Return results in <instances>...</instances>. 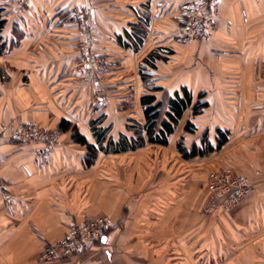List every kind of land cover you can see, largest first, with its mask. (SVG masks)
<instances>
[{"label":"crops","instance_id":"obj_1","mask_svg":"<svg viewBox=\"0 0 264 264\" xmlns=\"http://www.w3.org/2000/svg\"><path fill=\"white\" fill-rule=\"evenodd\" d=\"M184 1L0 0V181L9 193L5 199L0 190V264H133L135 255L155 252L184 264H264V0H219L217 25L189 42L178 36ZM82 6L89 7L90 51L105 60L90 74L77 69L84 53L75 13ZM156 87L169 95L185 87L192 100L204 92L208 122L227 129L230 142L237 135L238 150L250 151L239 157L241 165L257 172L238 220L223 225L225 237H208L206 227L205 236L193 238L203 231L192 224L195 194L187 193L183 206L181 193H160L162 185L145 191L150 142L99 148L93 121L107 128V139H129L130 127L145 121L141 96ZM18 121L59 136L49 145L12 141ZM89 146L96 154L87 165ZM98 213L110 219L104 241L80 255L38 260L69 224ZM151 214L163 217L150 222ZM183 214L190 226L184 237Z\"/></svg>","mask_w":264,"mask_h":264},{"label":"rangeland","instance_id":"obj_2","mask_svg":"<svg viewBox=\"0 0 264 264\" xmlns=\"http://www.w3.org/2000/svg\"><path fill=\"white\" fill-rule=\"evenodd\" d=\"M189 1L192 0H185L183 2L178 18V36L182 42L197 40L206 33L205 31L198 38L189 40L184 37L182 30L185 25L182 20V16L184 6ZM88 27L91 31L89 17ZM88 53L93 54L90 51V47L88 49ZM156 88L157 89H150V93H155L156 99H164L165 95H169L167 91L162 90L161 87ZM203 101H205L204 92H198L196 95H193L192 104L198 103V106H200L201 102ZM205 107L206 106L199 107V110L196 113H193L192 108L188 107L183 112V115L179 118L177 123L174 125L173 132L168 135L167 142L165 144L150 142V146L148 148H144V153L147 154L148 159L150 161L149 174L146 181L143 182V185L145 186V191H148L149 193H157L158 189L161 188L160 185H162L163 189L160 193H172L170 191H173V193H181V200L183 201V206L185 204H188L186 203L188 201L187 193H193L197 197V203L195 202V204L198 206L199 212L197 216L192 219V224L196 223V226L198 225L197 227L203 228V231L198 230L194 235H192L193 238L201 237V235L205 236L206 227L208 229V237H212V233L215 237H225L226 232L225 230H222L224 227L223 225H228V227L231 228V224L228 221L235 223L238 220V206L243 200L246 193H248V191L250 190L254 176L257 172V169L254 170L252 166L241 165L242 160H240L239 157H244V155L248 154L250 151L238 150L236 142L237 135H232L233 137L231 138L230 142L229 140L231 135L229 134L227 129L216 127L211 122L209 123L207 116L205 115ZM202 116L203 118L201 119L200 117ZM130 126L131 124L129 125V127ZM129 130H131L133 133L134 126L132 129L130 127ZM221 134H224L225 140L217 146ZM194 145L197 149L200 150V153L190 155L191 149ZM207 146L212 147V150L205 151V149H207ZM158 170L161 171L160 176H157L156 174ZM139 184L141 185V183ZM141 190V187L135 188V198L140 196V193H142ZM237 191L240 193V195H236ZM138 199H140V197ZM95 216H105L107 218L100 228V236L93 241V243L98 244L105 240V233L107 231H105L103 228L109 227L110 219L105 213H98L97 215L91 216L89 218ZM168 216L169 215H165L164 217L168 219ZM162 217V215L151 214L149 216V220L150 222H157L158 219H162ZM187 217L188 215H182V218L184 220L182 225L183 237L189 232V222L185 220V218ZM89 218H86V220ZM72 224L78 223L69 224L67 227V231L70 225ZM212 228H214L215 230H211ZM67 231L65 235L67 234ZM150 233L153 235L158 232H156L155 230L152 231L151 229ZM164 234H166L167 236L168 233ZM137 235L139 236V234ZM158 236L161 237V234ZM103 237L104 240H101ZM49 244L52 243H47L46 245H44L39 251V255ZM155 248L159 247H154V249ZM199 249L200 251H198L197 255L203 253V251H201V247H198L197 250ZM232 249H236V247ZM84 251L85 249L80 253H76L70 256L80 255ZM158 255L159 254L157 252L151 253V257H144L143 259L135 255L133 259V264H184L180 263V259L178 257L174 258L171 253H166V255L164 256ZM157 256L160 259L159 261L156 259ZM183 256L184 253H182L180 257ZM152 258H154L155 260H153ZM38 260L48 261L40 259L39 256ZM196 264L206 263L202 259H199ZM210 264L225 263H223L221 260H218V262L213 261ZM231 264H235V262L232 261Z\"/></svg>","mask_w":264,"mask_h":264},{"label":"built area","instance_id":"obj_3","mask_svg":"<svg viewBox=\"0 0 264 264\" xmlns=\"http://www.w3.org/2000/svg\"><path fill=\"white\" fill-rule=\"evenodd\" d=\"M219 13V0H192L184 6L182 20L184 28L182 33L189 39L198 38L207 29L216 25V19ZM89 9L82 6L75 13L76 23L78 25L81 39L79 46L84 53L77 61V69L85 74H90L94 69H104L105 60L99 55L89 54V44L91 41V31L88 27ZM59 136L57 130H48L39 127L33 122L18 121L11 140L16 142H43L48 145L53 143ZM44 150H38L37 156L42 158ZM0 190L5 199L9 198V193L3 183L0 181ZM236 195H240L237 191ZM107 218L105 216H95L81 223L72 224L68 228L67 234L59 241L49 244L39 255L40 259L52 260L54 258H64L76 253H80L85 247L100 234V228Z\"/></svg>","mask_w":264,"mask_h":264},{"label":"trees","instance_id":"obj_4","mask_svg":"<svg viewBox=\"0 0 264 264\" xmlns=\"http://www.w3.org/2000/svg\"><path fill=\"white\" fill-rule=\"evenodd\" d=\"M3 21L0 19V27ZM140 103L143 106L144 124L134 125V132L130 135V138L124 134H121L116 141L107 139V128H100L95 125L93 121V134L99 144V148L105 152L108 151H120L126 148H135L142 145L145 140L151 143L165 144L167 137L173 132L174 125L179 118L183 115V112L188 108H192L193 113L199 110V107L206 106V102L192 104V95L185 87L181 88V92L174 91L171 95H165L164 99H156L153 93L143 94L140 98ZM75 138L79 142H85L84 137L78 133H74ZM225 140L224 134H221L220 140L217 144L220 145ZM103 141H106V146H103ZM212 150V147L207 146L205 151ZM200 153V150L192 147L190 155ZM96 148L89 146L85 154V163L91 164L95 158Z\"/></svg>","mask_w":264,"mask_h":264},{"label":"water","instance_id":"obj_5","mask_svg":"<svg viewBox=\"0 0 264 264\" xmlns=\"http://www.w3.org/2000/svg\"><path fill=\"white\" fill-rule=\"evenodd\" d=\"M102 240H104V237L102 238Z\"/></svg>","mask_w":264,"mask_h":264}]
</instances>
